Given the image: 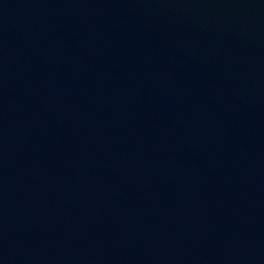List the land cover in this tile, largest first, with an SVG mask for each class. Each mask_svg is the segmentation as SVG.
<instances>
[{"label":"water","instance_id":"obj_1","mask_svg":"<svg viewBox=\"0 0 264 264\" xmlns=\"http://www.w3.org/2000/svg\"><path fill=\"white\" fill-rule=\"evenodd\" d=\"M0 221L35 264H264V0H0Z\"/></svg>","mask_w":264,"mask_h":264}]
</instances>
